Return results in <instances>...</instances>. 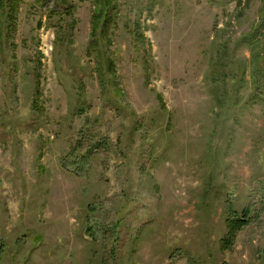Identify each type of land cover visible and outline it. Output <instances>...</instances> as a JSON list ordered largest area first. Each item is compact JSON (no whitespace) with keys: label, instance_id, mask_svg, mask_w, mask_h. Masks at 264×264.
Returning a JSON list of instances; mask_svg holds the SVG:
<instances>
[{"label":"rangeland","instance_id":"obj_1","mask_svg":"<svg viewBox=\"0 0 264 264\" xmlns=\"http://www.w3.org/2000/svg\"><path fill=\"white\" fill-rule=\"evenodd\" d=\"M0 264H264V0H0Z\"/></svg>","mask_w":264,"mask_h":264},{"label":"trees","instance_id":"obj_2","mask_svg":"<svg viewBox=\"0 0 264 264\" xmlns=\"http://www.w3.org/2000/svg\"><path fill=\"white\" fill-rule=\"evenodd\" d=\"M104 32V30H102V33ZM242 221H241V219H239V218H237V217H235L234 218V225L236 224V225H238V224H240Z\"/></svg>","mask_w":264,"mask_h":264}]
</instances>
